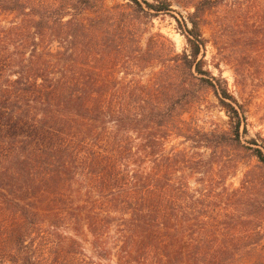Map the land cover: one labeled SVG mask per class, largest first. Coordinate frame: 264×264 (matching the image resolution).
Wrapping results in <instances>:
<instances>
[{
    "label": "trees",
    "instance_id": "trees-1",
    "mask_svg": "<svg viewBox=\"0 0 264 264\" xmlns=\"http://www.w3.org/2000/svg\"><path fill=\"white\" fill-rule=\"evenodd\" d=\"M108 1L0 0V264H264V138L220 68L257 67L264 0ZM175 2L187 47L143 43Z\"/></svg>",
    "mask_w": 264,
    "mask_h": 264
},
{
    "label": "rangeland",
    "instance_id": "rangeland-1",
    "mask_svg": "<svg viewBox=\"0 0 264 264\" xmlns=\"http://www.w3.org/2000/svg\"><path fill=\"white\" fill-rule=\"evenodd\" d=\"M127 0H114L108 1L109 5L114 2H125ZM174 11L170 13H162L152 18L149 23L148 32L144 35L143 43L146 42L150 33L161 32L171 38L178 50H183L187 47V42L184 35L181 33V28L177 23L174 16L183 18L188 12L192 11L193 8H184L178 2L173 5ZM212 29L208 26L204 28V35L206 38H211ZM220 55L217 49L213 45L212 41L207 43L206 47V60L208 67L213 71L215 75L219 74V70L214 66L215 62H220ZM221 73L228 81V86L238 101L243 104L245 109V116L248 122V136L247 137H262L264 138V56L260 57V60L255 66L251 68L248 66L245 71L246 75H236L235 68L232 64H226L221 62L220 64ZM210 100L215 102L208 110H206L205 116L209 120H214L220 123L224 128L227 127V121L229 119L226 112L217 104L216 98L211 95ZM175 141H173L174 143ZM252 163H256L253 159ZM246 165H242L238 174L231 178L229 182L234 186H238L243 176V172L246 170ZM89 253H93L90 249V245L84 242ZM105 264H115L113 260H103Z\"/></svg>",
    "mask_w": 264,
    "mask_h": 264
}]
</instances>
